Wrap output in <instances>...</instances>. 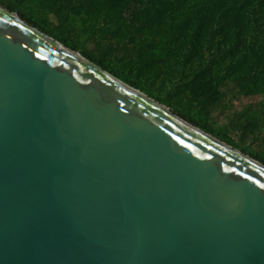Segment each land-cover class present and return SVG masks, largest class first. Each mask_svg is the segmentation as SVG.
Segmentation results:
<instances>
[{
  "label": "water",
  "instance_id": "water-1",
  "mask_svg": "<svg viewBox=\"0 0 264 264\" xmlns=\"http://www.w3.org/2000/svg\"><path fill=\"white\" fill-rule=\"evenodd\" d=\"M0 264H264V165L0 6Z\"/></svg>",
  "mask_w": 264,
  "mask_h": 264
},
{
  "label": "trees",
  "instance_id": "trees-1",
  "mask_svg": "<svg viewBox=\"0 0 264 264\" xmlns=\"http://www.w3.org/2000/svg\"><path fill=\"white\" fill-rule=\"evenodd\" d=\"M0 6L213 137L215 114L224 115L220 127L264 148V0H0ZM241 99L258 104L229 110ZM251 157L264 165V149Z\"/></svg>",
  "mask_w": 264,
  "mask_h": 264
},
{
  "label": "rangeland",
  "instance_id": "rangeland-1",
  "mask_svg": "<svg viewBox=\"0 0 264 264\" xmlns=\"http://www.w3.org/2000/svg\"><path fill=\"white\" fill-rule=\"evenodd\" d=\"M258 104L257 100L254 99H241L240 101L232 102V107L229 108L232 109L233 107L236 109H240L244 107L245 105H251L255 107ZM230 113V112H229ZM231 114L228 115L230 117ZM226 118L224 115H218L215 114V117L213 119L212 123V129L215 131L216 137L218 140L222 141L223 138L229 139L230 143L235 145L239 150L243 151L244 154L247 156H254L255 154H260L262 150L264 149L261 146L250 144L248 140L246 141H239L237 137L232 133V130L228 127H220L224 123H226ZM224 140V139H223ZM223 142V141H222ZM251 154V155H250Z\"/></svg>",
  "mask_w": 264,
  "mask_h": 264
}]
</instances>
